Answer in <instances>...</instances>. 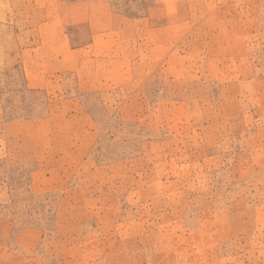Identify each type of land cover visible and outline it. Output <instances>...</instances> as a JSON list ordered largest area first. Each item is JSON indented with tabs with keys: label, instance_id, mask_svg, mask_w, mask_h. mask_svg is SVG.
<instances>
[{
	"label": "rangeland",
	"instance_id": "obj_1",
	"mask_svg": "<svg viewBox=\"0 0 264 264\" xmlns=\"http://www.w3.org/2000/svg\"><path fill=\"white\" fill-rule=\"evenodd\" d=\"M0 264H264V0H0Z\"/></svg>",
	"mask_w": 264,
	"mask_h": 264
}]
</instances>
